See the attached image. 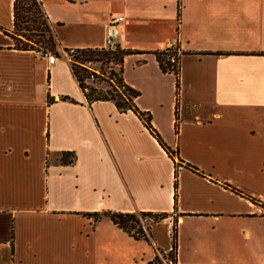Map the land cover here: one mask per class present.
<instances>
[{
    "label": "crops",
    "instance_id": "1",
    "mask_svg": "<svg viewBox=\"0 0 264 264\" xmlns=\"http://www.w3.org/2000/svg\"><path fill=\"white\" fill-rule=\"evenodd\" d=\"M39 1L58 58L17 50L0 0V264H152L173 226L177 264H264V0ZM114 16L138 52L124 83L174 158L133 112L90 105L62 58L103 49ZM172 46L179 87L156 58ZM106 212L166 214L168 239L89 216Z\"/></svg>",
    "mask_w": 264,
    "mask_h": 264
},
{
    "label": "trees",
    "instance_id": "2",
    "mask_svg": "<svg viewBox=\"0 0 264 264\" xmlns=\"http://www.w3.org/2000/svg\"><path fill=\"white\" fill-rule=\"evenodd\" d=\"M15 43V48L22 51H41L42 53L50 52L54 57H60L57 50L56 38L50 27L48 19L43 11L42 4L39 0H15L14 3V32L9 34ZM81 61L95 59L97 61L110 62L114 61L120 66L119 71H111V79L116 78V85L109 82V89L98 88L90 86L85 83L87 73L78 66H72V71L78 80L80 87L91 105L94 102L110 101L113 102L117 109L122 112H133L142 121L147 130L154 136L162 148L172 157H176L178 153L171 151L164 143L161 136L157 133L151 123V115L148 112H142L136 105V99L140 96L139 92L127 86L123 80L122 65L127 56L138 54V52L118 49L115 53H108L103 50H81ZM178 47L168 48L164 52L157 53L156 58L160 69L163 73L174 74L177 78V86L179 87L180 75V56H177ZM113 56V57H112ZM174 58V62L172 59ZM51 102V101H50ZM75 161L73 153L62 154L61 163L71 165ZM186 167L197 171L196 168L186 165ZM177 170L175 180V190H177ZM176 198V197H175ZM91 218L96 221L107 218L115 226L122 229L130 237L135 240L148 241L145 233H143V226L141 220L146 218H162L168 216L166 214H152V213H112L106 212L103 214H91ZM138 229V230H137ZM137 230V231H136ZM172 251H174L172 264H177V234L174 227V235L172 238ZM158 258L154 261L155 264Z\"/></svg>",
    "mask_w": 264,
    "mask_h": 264
},
{
    "label": "built area",
    "instance_id": "3",
    "mask_svg": "<svg viewBox=\"0 0 264 264\" xmlns=\"http://www.w3.org/2000/svg\"><path fill=\"white\" fill-rule=\"evenodd\" d=\"M125 22V18L122 16H114L111 17L110 21L108 22L106 28H105V42H104V48L101 49L108 53H115L118 50V38L121 35L122 28ZM175 46H172L171 48H174ZM82 51L77 49H69L68 51L64 52L62 55V58L67 61L71 68L72 66H78L82 68L87 73V79L85 83L90 86H95L99 82H110L113 85H116V78L111 79V74L109 77H105L101 70V61H97L95 59L92 60H85L81 61ZM43 57L49 58L54 57L50 52L42 53ZM181 53L178 50L177 56H180ZM172 62H174V58L172 59ZM141 224L143 226V229L145 231V235L149 233L146 226L144 227V221L141 220ZM148 236V235H147ZM172 250V249H171ZM164 264H172V262L164 261Z\"/></svg>",
    "mask_w": 264,
    "mask_h": 264
},
{
    "label": "rangeland",
    "instance_id": "4",
    "mask_svg": "<svg viewBox=\"0 0 264 264\" xmlns=\"http://www.w3.org/2000/svg\"><path fill=\"white\" fill-rule=\"evenodd\" d=\"M113 57V56H112ZM101 70L102 73L105 77H109L111 74L112 70L115 71H119L120 70V66L116 64V62H114L113 60L110 62H105V61H101ZM93 86V85H92ZM96 87L98 88H103V89H109V82H99L98 84H96ZM167 218L162 219V218H146L144 219V227L146 226V228L148 229L149 233L153 232L157 233L158 231L164 234L165 238L168 239L167 237V228L169 223L167 224L166 221ZM138 230V229H137ZM136 230V231H137ZM143 233H145L144 229H143ZM150 233V234H151ZM174 235V226H173V230H172V238ZM170 238V239H172ZM158 247V246H157ZM170 247V242H169V246L167 247V249H162V247H158L160 250V256L158 257V261H156L155 264H164V261L170 262L173 258L174 255V251L171 250Z\"/></svg>",
    "mask_w": 264,
    "mask_h": 264
}]
</instances>
